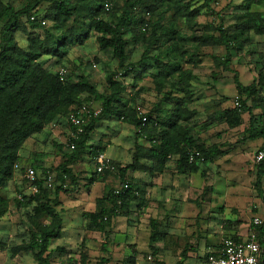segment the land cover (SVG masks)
I'll list each match as a JSON object with an SVG mask.
<instances>
[{
  "label": "trees",
  "instance_id": "trees-1",
  "mask_svg": "<svg viewBox=\"0 0 264 264\" xmlns=\"http://www.w3.org/2000/svg\"><path fill=\"white\" fill-rule=\"evenodd\" d=\"M261 1L242 0L239 8L225 18L222 14H213L212 7L219 0H204L197 8H192L187 0H26L19 9L0 0V187L12 178L14 165L19 163V151L28 139L61 122L70 133L73 129L67 123L68 115L82 105L94 106V101L101 108L100 115L84 125L83 133L72 141L73 149L69 148L64 162L56 168L60 182L67 179L71 186L64 192L77 189V180L70 167L85 156L93 161L104 152L99 143L89 144L94 131L103 122L114 121L132 127L134 149L131 163L127 166L120 167L111 162L112 171H105L102 175L94 172L89 178L88 183L92 185L98 177L116 171L120 187L127 183L128 188L116 196V189L106 186L94 212L84 215L87 231L103 230L110 219L126 217L133 208L146 206V187L129 180L127 172H149L156 177L163 173L169 158L176 157L174 170L177 174H195L200 170L199 166L212 164L227 155L223 146H208L191 132L189 122L196 115L195 110L187 108L193 94L192 69L201 63L199 49L219 47L225 50V56L212 57L213 62L216 67L229 71L231 58L249 48L251 36L264 34V14L255 9ZM106 4L110 5L109 12L105 11ZM40 6L45 9L43 19L51 23L50 28L30 20ZM202 11L218 21L198 24L197 18ZM144 12L150 14L148 20L144 19ZM22 18H26L29 31L21 22ZM227 19L232 24H226ZM144 27L146 30L142 32ZM185 31L190 34L184 37ZM18 32L25 34V48L19 47L16 42L15 34ZM127 34L130 38H126ZM92 37H95L99 50L110 54L117 65V72L106 77L107 93L102 96L84 76H75L67 70L65 79L60 81L57 72H49L42 62L43 57H50L61 63L70 49L82 47ZM129 41L144 47L135 63L129 62ZM187 45L192 46V52ZM186 65L192 69L185 68ZM147 75L151 76L161 98L156 109L140 114L134 107L139 94L124 98L127 87L117 79L131 77L134 87ZM262 80L264 77L259 70L255 83L242 86L237 74H234L240 108L223 110L222 116L229 129H236L244 125L242 116L249 115L244 136L237 141L239 144L264 139L263 116L252 114L264 88ZM164 104L168 107L166 115L158 109ZM142 118L146 121L142 132L137 133ZM68 139L65 141L67 146L70 143ZM140 140L147 145L139 143ZM193 152H198L200 157L189 164L188 157ZM31 168L36 171L35 167ZM254 179L253 188L264 210V159L255 165ZM37 184L39 193L23 199V203H34L28 219L35 225L36 231L30 232L27 244L16 249L32 252L35 264H52L55 257L68 254L62 247L50 249L51 243L62 237L63 223L56 213L58 200L56 197L49 199V190L43 187V179L39 176ZM60 191L62 187H56L55 196ZM6 203L0 197V218L7 212ZM17 203L21 205V202ZM261 219L263 224L255 229L260 251L264 249V213ZM149 225V249L155 257L158 252L155 245L165 235L160 232L161 224L157 220H151ZM230 238L240 241L237 236ZM79 259L77 264H87L86 254ZM261 264L264 262L261 261Z\"/></svg>",
  "mask_w": 264,
  "mask_h": 264
},
{
  "label": "rangeland",
  "instance_id": "rangeland-1",
  "mask_svg": "<svg viewBox=\"0 0 264 264\" xmlns=\"http://www.w3.org/2000/svg\"><path fill=\"white\" fill-rule=\"evenodd\" d=\"M2 1L16 9L21 8L26 2V0ZM187 2H190L192 8H197L202 5L204 0H187ZM241 2L242 0H219V6L216 8L212 7L213 14H222L225 18H228L231 13L235 12L234 10H236V8H239V5L242 4ZM261 2L264 3V0ZM261 9L264 10V5ZM44 12V7L40 6L32 17L34 21L45 26V28H50L51 23L43 19ZM143 16L145 20H148L150 14L144 12ZM214 18L215 17H212V15L209 16L208 13L205 14V11H202V14L197 18V22L201 25L211 21L217 22L218 19L216 20ZM21 22L25 24L26 29L29 31L30 29L26 23V18H22ZM230 22L231 21L228 20L226 24ZM1 26L2 24H0V28ZM182 29L184 30L185 28ZM37 33L42 35L40 31ZM189 34L190 32H186L184 37ZM126 38H130L129 34L126 35ZM15 39L19 47H26L25 34L18 32L15 34ZM262 41L264 44V38ZM129 43V62L135 63L141 56L144 47L141 45H133L130 41ZM187 46L189 48L188 50H191L192 46ZM245 50L247 51H244L240 54L241 56H238L236 66L244 65L249 70L247 74L249 77H244L243 80V83L247 85L252 82L251 77L254 80H258L259 72L257 71V65L258 60L263 59L264 45L256 46L255 44L254 47H249ZM251 50H253L255 54H252ZM192 51L193 50H191V52ZM199 52H203V50L199 49ZM211 52L212 55L202 56L201 63L196 68L192 69L189 65L185 66V68H191L193 71L194 79L192 80V92H194L196 98H198L197 102L187 106L188 110H195L196 112L195 117L189 122V126L195 137L199 138L206 145L223 146L224 149H229V154L226 157L216 160L213 164L202 165V173L198 178L186 179L185 176H179V182L174 183V189L170 192V197L163 201H159L157 208L153 207L152 211L146 213L151 219L156 215V219H158L157 221L161 224L162 228L167 227V229L171 228L174 230L175 223L171 221V213L174 207L177 205V207H179L180 203L186 208L193 209L194 207L197 209H205L211 206H213L217 212L219 210L224 211L228 209L227 212L231 215V219L235 221L234 226L236 229L239 226L242 228L247 226L246 230H248L253 217L263 218L264 211L262 202L257 197L253 188L255 165L257 164L255 162V155L260 144L248 142L245 145L237 146L236 142L238 138H240L244 126L233 130L229 129L224 123V118L222 116L223 109L229 108V102H233V98L236 95V92L230 87L231 82H229L235 72H232L229 68V72L225 73V77L222 78V82L217 88L218 76H221V72H223L221 69L223 68L216 67L212 57L222 56V53L216 49H212ZM260 55L263 56L257 58ZM200 57L201 56H199V58ZM56 61L55 58H42L43 66L49 72L56 73L59 69L64 68L75 76H84L96 86L100 96L107 93L106 77L110 73L117 72L116 62L112 61L110 54L99 50L95 37L89 39L82 47L70 49L67 57L61 63ZM262 62L263 60L260 63V66H263L262 69H260V73L262 72L264 77V65H262ZM232 70H234V66H232ZM237 75L239 74L237 73ZM117 80H121L122 84L127 87L123 95L124 98L134 97L136 93L139 94L135 100L136 104L134 107H136V110L140 114H145L156 109L155 106L159 102L161 94H158L154 88L150 75H147L142 82L134 87H132L134 84L132 83L131 77L124 80L120 77ZM261 82L264 81L262 80ZM261 90L262 92L260 93V97H258L259 100L256 106L260 108L258 109L259 111L257 110V113L264 116V97L262 98V96H264V88ZM193 95L194 94H192V96ZM93 105L94 107H99L97 106V101H94ZM158 109L161 110V114L164 115L168 107L164 104ZM244 119L245 125L247 123V117H244ZM108 126L109 129H105L103 126L102 129L94 132L90 144L97 143V140H100L101 133H103L105 137H101V141H103V143L108 142L112 150H109V153L106 151V148L102 154L119 166L130 164L134 149V129L116 122L108 123ZM51 131H53V133ZM45 132L47 134L42 132L44 135H40L41 137H38V139H32L33 142L28 145L26 144L25 147L20 149L18 164L19 166L32 164L36 168V173L41 179H43L46 172L51 173L54 176V185L53 189L49 190L47 193L49 197L53 198L55 196L56 187L61 186L62 192L71 188L67 179H64V183L60 182L58 173L56 172V168L64 162L65 154H69L70 152L65 142L68 139L69 133L68 128H66V125H63V122L57 126H53L52 129L51 126H48ZM70 168L76 177L77 189L75 191L65 192L66 194H61L65 199L63 206L64 210H62V222L64 229L72 225H74V228L64 234L62 240L56 241L55 244L53 243L52 247H64L70 250V256L75 264H77L80 260L79 258L83 254H86L87 264H101V258L98 257L100 253L99 242L88 238V233H86L85 230L86 226L84 227L86 223L84 222L85 220L81 218L80 213L93 206L95 197L98 198L104 194V186H99V184L96 183V185L92 186L91 192L83 187L87 182L86 179L91 178L95 172L94 161H92L91 157L85 156L83 159L74 163ZM176 174L177 173L174 172L173 175ZM134 175H139L141 178H144L143 174H132L130 172L128 173V179L130 180ZM106 181L109 187L114 189L120 188V180L116 171L109 174ZM181 187L186 188L182 189ZM89 193H91L90 196ZM30 196L35 195L30 194L26 182L22 179V171L14 169L12 178L0 187V197L4 198L7 202V212L0 218V264L36 263L32 252H23L16 249L18 246L27 244L29 242L30 232L36 231L35 225L28 219L34 203H23V199H27ZM88 197L90 200H88ZM51 198L49 199L51 200ZM151 198L154 199V196H148L146 192V200H151ZM155 198L159 199L158 196H155ZM17 202H21V205H18ZM69 204H76V207L74 206L75 209H71L70 211ZM180 207L182 208L183 206ZM56 210L60 211V208L57 207ZM59 213H61V211ZM219 217L221 224H224L222 221L223 216L219 214ZM149 218H147L145 222H148L150 220ZM194 222L195 220L193 219L186 221L187 226L191 224L189 225L190 227L188 226L184 230L183 234L193 232V238H190V241H193V244L196 246ZM121 224L122 223H116L114 229H117ZM173 232L174 231L171 232L172 236L169 241L162 243V251L165 255L163 256L165 260H163V264L178 263H176V259L173 260L169 255L167 248H169L170 243L176 242L175 237L177 236H174L175 234L178 233L179 235H177L182 237H184V235L180 234L178 230L175 234ZM103 240L106 241L105 239ZM187 240L188 238L185 239L184 242ZM179 243L180 241H178L177 244L179 245ZM155 246L158 247V243ZM148 257H152V260L148 261ZM67 259L68 256L64 255L58 258V260H54L52 264H71L66 262ZM141 259L143 264H155L154 261L157 260V258L155 259V257L151 255L150 250L144 251ZM202 259V256L198 258L200 261L199 263L203 261Z\"/></svg>",
  "mask_w": 264,
  "mask_h": 264
},
{
  "label": "crops",
  "instance_id": "crops-1",
  "mask_svg": "<svg viewBox=\"0 0 264 264\" xmlns=\"http://www.w3.org/2000/svg\"><path fill=\"white\" fill-rule=\"evenodd\" d=\"M263 5H264V3L261 2L259 5L256 6L255 9L264 14V10L261 9L263 7ZM254 37H255V39H254ZM251 38H252V44L249 46L250 48L254 47L255 44H256V46L264 45L263 41H262V39L264 38V34L262 36H251ZM254 42H255V44H254ZM213 49H216L220 53H222V56L221 55L218 56L219 58H222L225 56V50L223 48L217 47V48H213ZM202 50H203V52L198 51V55L201 56L200 57L201 60L203 58L202 56H204V55L205 56L212 55V52H211L212 48H202ZM244 51H247V50H244ZM244 51H241L239 54H235L231 58L232 60L229 63V68H230L229 70H231L232 72H235L234 74H237V73L239 74V75H237V77H238L239 83L242 86H249V85L255 83L256 80L252 79V77H251L252 82L250 84L245 85V83H243V80H244V77L245 78L249 77L247 75L249 73V70L244 65L236 66V62L238 61V59H237L238 56H241L240 54H242ZM251 52L254 53L253 50H251ZM258 53H261V52H258ZM263 55H264V53H263ZM263 55H260L257 58L262 57ZM262 58H263L262 59L263 60L262 65H264V56ZM262 60H258V65H257V67H258L257 71L258 72L263 67V66H260V63ZM231 63H232V66H234L235 71L232 70ZM221 70L223 72H221V76H218L219 80H217V88L219 87L220 83L222 82V78L225 77V73L229 72V71H224L223 69H221ZM234 74L232 75V79H230L229 82H231L230 87L233 89V91L236 92ZM229 82H228V84H229ZM193 94L194 95L191 98V104L198 101V98H196L194 92H193ZM263 97L264 96H262V98ZM232 104H233V102H231V103L229 102V108H224L223 110L233 109ZM254 105H256V102ZM258 109H260V108L255 106L252 109V114L255 116L261 115V114L257 113ZM244 117H247L246 121H248L249 115L248 114L243 115L242 116L243 121L245 120ZM263 119H264V116H263ZM108 123H115V122L114 121H111V122L105 121L101 124V126L98 129H96V131L102 129L103 126L105 129H109ZM246 124L236 128V129H239V128L244 126L243 130L241 132L240 138H238L237 141L242 140L241 138H243V136H244L243 131L246 127ZM52 127H51V129H52ZM236 129H233V130H236ZM45 131H46V129L43 131V133L47 134ZM96 131H94V132H96ZM51 132L53 133V131H51ZM40 135H44V134L41 133V134L35 135L34 137L28 139L24 143L23 147H25L26 144L28 145L31 142H33L32 139H34V138L38 139V137H41ZM101 137H105V135L103 133H101ZM101 137H100V140H97L98 142L95 144L99 143L100 146L102 148H104V150L107 148L106 151H108V152H109V150H112L111 147L109 146L108 142L103 143V141H101L102 140ZM92 139H93V135H92ZM92 139H91V142H92ZM248 142L260 144L259 149L264 146V139L263 138H257L255 140L241 142L240 144H239V142L238 143L236 142V144H237V146L238 145L240 146V145H245ZM139 143H143L144 145H147L146 143H144L141 140L139 141ZM92 144H94V143H92ZM223 150L227 151V155L229 154V149H224V147H223ZM110 155H112V154H110ZM227 155H225L223 157H226ZM223 157H221V158H223ZM175 160H176V157H170L169 161L165 164L163 173L160 174L159 176H156V177H153L149 172H147V173H144V172L132 173V174H141V175L143 174L144 178H141L139 175H137V176L134 175L130 179L137 181V183H139L143 187H146V191H147L148 196H150V195L154 196V199L151 198L152 201L147 200L148 202H147L145 207L140 208V209L133 208L131 213L126 217L125 216H118V217L110 219L109 223L104 227L103 230L96 229V230L87 231V229L85 228L86 233H88V238L97 240V242H99V252L100 253H99L98 257L101 258V261H102L101 264H105V263H108V264H111V263H115V264H117V263H119V264H141L142 263L141 258H142L143 252L150 250L149 249V235H150V225L149 224H150V221L151 220H158V219H156L157 218L156 215L154 218L151 219L146 215V213L148 211L149 212L152 211L153 207L157 208V206L159 205V201H163L164 199H167L170 197V192L174 189V183L179 182V176L182 175V176H185L186 179H190V178L194 179V177L198 178V176H200V174L202 173V169H201L202 165H201V166H199L200 170L197 171L195 174H187L186 173V174L173 175L175 172V171H173L175 168V164H174ZM18 166H19V164H18ZM27 167L31 168L34 166L32 164H29L26 166H19V170L27 168ZM120 167H124V166H120ZM150 167H151V165H150ZM128 173H130V172H127V177H128ZM88 180H89V178L86 179L87 182L84 184L83 187H85L90 192H91L92 186L96 185V183L99 184V186H102V187L104 186V191H105V187L108 186L106 184L107 176H105V175L98 177V179L94 183H92V185H90L88 183ZM263 181H264V179H263ZM181 188L185 189L186 187H181ZM64 193L65 192L60 191L57 196H54V197H56V199L59 202V205L57 207H59L60 211H61V213H59L60 211L56 210V213H58L61 216L62 221H63L62 210H64L63 206H64V200L65 199L63 198V196L61 194H64ZM90 195H91V193H89V196ZM102 196H100L98 198L95 197L93 200V203H94L93 206H91L90 209L80 213L81 218L83 220H85L84 221L85 223H87V222H86V218L84 219V215L94 212V208L96 207L97 200L102 198ZM155 196H158L159 199L155 198ZM54 197L53 198L50 197V198L54 199ZM88 200H90L89 197H88ZM69 205H70V211H71V209H75V207H76V204L75 205L69 204ZM177 206L173 208L172 213H171L172 214L171 221L173 223H175L174 230H172L171 228H169L170 229L169 230V229H167V227L162 228L160 225V232L164 233L165 237L162 241L158 242V247L155 246L158 249V252L155 256V259L157 258V260L154 261L155 264H156V262L158 264H163V262L165 261L163 258V256H165V255H164V252L162 251V249H163L162 243L165 241H169V239L172 236L171 235L172 231H174L173 233L175 234V233H177V230H178V232L180 234L184 235V237H182V236H178L179 235L178 233H177L178 235L175 234L174 236H177V237H175L176 242L178 243V241H180L179 245L176 242L172 243V244L170 243L169 248H167L169 255L173 258V260L176 259L177 260L176 263L180 262L182 264H193V263L194 264H206V261L203 259H202L203 261L201 263H199L200 261L198 260V258L201 256L204 258V256L206 254H208L209 252L216 251L220 247L221 241L224 238L237 236L238 239L242 240L248 234V230H246L247 226L245 228H242L241 226H239L236 229V227L234 226L235 221L232 220L231 215L228 214V212H227L228 209H225L224 211L219 210L217 212L213 206L205 208V209L204 208L203 209H197L195 207H194V209L193 208H186L181 203H180L179 207H177ZM180 206H183V207L181 208ZM219 214L223 216L222 221L224 222V224H221L220 219H219L220 218ZM147 218H149L150 220L148 222H145V221H147ZM189 219L195 220V222H194V226H195L194 238L196 240V246L193 244V241H190L191 240L190 238H193V232H188V233L183 234L184 230L191 224L190 223L188 226L186 224V221ZM116 223L117 224L122 223V224L117 229H114ZM85 226L86 225H84V227ZM73 228H74V225H72L71 227H67L66 229H64V226H63L62 237L59 240H62L64 234L68 233V231H70V229H73ZM187 238H188V240L186 242H184V240ZM103 239H105L106 241H104ZM59 240H55L51 243V247H50L51 250H55L56 248H59V247H56V248L52 247L53 243L55 244L56 241H59ZM106 242L109 244H107ZM62 248H64V247H62ZM64 249L68 251V254H67L68 259L66 262L71 263L70 258H72V257L70 256V250H68L66 248H64ZM58 258H61V257L59 256ZM58 258L55 257L54 260H56V259L58 260ZM158 258H159V260H158ZM259 259H261V261L264 262V249L261 251ZM151 260H152V257H151ZM71 264H73V263H71Z\"/></svg>",
  "mask_w": 264,
  "mask_h": 264
},
{
  "label": "built area",
  "instance_id": "built-area-1",
  "mask_svg": "<svg viewBox=\"0 0 264 264\" xmlns=\"http://www.w3.org/2000/svg\"><path fill=\"white\" fill-rule=\"evenodd\" d=\"M219 6V2L214 3V7ZM110 5H105V11L109 12ZM31 21H34V18H30ZM146 27L142 28L141 31L145 32ZM57 75L60 81H63L67 75V71L64 68H61L57 71ZM237 95L233 98L232 107L234 109L240 108V101ZM101 113L100 107H94L90 105H82L74 109L67 118V123L73 129L69 133V148L73 149V142L76 141L80 135L83 133V127L91 119L97 118ZM146 119H141V124L137 128V133L142 132ZM200 157L198 152H193L188 157V163H192L195 158ZM264 159V146L261 147L256 155L255 162L259 163ZM95 173L97 175H102L105 171H112L113 167L111 165V160L108 159L104 154L100 153L95 158H93ZM15 170H19L18 164L14 165ZM22 179L26 181L29 192L32 195H37L39 193V187L37 184L38 174L36 171L30 167L24 168L22 172ZM54 185V176L46 172L43 177V187L51 190ZM128 188V184L124 183L119 189L114 191V195L119 196L124 190ZM263 224V220L259 217H253L248 229L247 236L240 240L234 241L230 237L224 238L221 241L218 251L211 252L207 255L206 264H261L260 261V247L257 243V232L256 228L260 227ZM151 260V257H148V261Z\"/></svg>",
  "mask_w": 264,
  "mask_h": 264
}]
</instances>
